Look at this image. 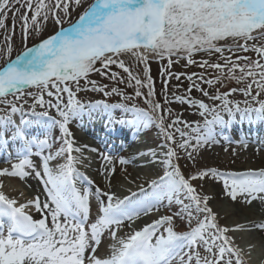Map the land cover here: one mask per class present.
<instances>
[{"label":"snow or ice","instance_id":"snow-or-ice-1","mask_svg":"<svg viewBox=\"0 0 264 264\" xmlns=\"http://www.w3.org/2000/svg\"><path fill=\"white\" fill-rule=\"evenodd\" d=\"M80 6L82 0H0V29L8 27L10 12L13 19L11 32L4 37V47L0 48V54L8 57L0 66V105L3 106L0 107V146L15 148V162L0 168V178L24 181L34 176L43 181L46 189L45 199L36 195L19 202L3 191L5 185L0 179V264H246L243 249L229 233L255 231L262 234L264 243V220L221 226L218 214L209 205L212 197L197 192L192 182L220 181L223 195L232 202L243 198L249 206L256 201L264 206V168L233 172L206 167L185 176L177 161L180 149L193 159V153L200 147L217 143V126L222 135L237 119L264 122V99H259L264 94V0H93L67 28L61 27L32 47L26 46L15 59H10L17 16L21 39L26 45L33 33H42L50 19L56 25H63V18L70 17ZM230 40L236 49L255 52L257 59L236 56L233 60L226 56L224 64L205 60L200 67L214 69L220 75L214 79L193 76L209 86L222 84L227 69L228 79L246 87L210 94L193 82L186 89L189 95L173 93L169 100L165 81L164 103L155 99L148 67L150 57H167L168 65L162 72L179 80L180 74L170 71L172 56L185 58L189 65L195 64L192 59L195 53L233 52L228 44ZM124 56L144 65V79L133 74L121 58ZM241 60L246 63H239ZM113 65L127 74V80L111 70ZM94 72L110 81L135 87L134 95L90 80L89 74ZM31 87L38 89V93L25 91ZM144 88L147 93L142 91ZM193 88L219 104L210 106L192 98ZM81 91L97 92L104 97L120 96L122 102L112 104L102 99L84 103L77 96ZM237 91L250 98L244 100L243 107L229 99ZM136 98H142L147 107L134 103ZM173 102L197 108L203 123H190L179 115L173 118V110L165 107ZM117 109L121 110L119 116L115 114ZM51 110L55 116L50 114ZM85 118L104 122L109 135L117 125L132 127L138 134L153 127L158 130L164 137L160 145L166 149L163 159L151 148L137 153L142 158L151 157L150 163L164 165L162 175L147 181L151 195L135 199L137 193L130 191V195L120 198L115 192L99 187L94 192L78 187L87 179L76 167L87 159L84 149L99 154L96 147L76 146L71 125ZM55 129L61 134L59 144L53 135ZM242 142L247 148L246 140ZM101 155L105 162L103 175L111 189L115 162L128 165L130 161L123 156ZM34 157L40 159V164L35 163ZM137 187L144 193L143 186ZM93 197L97 201V216L90 222ZM164 200L169 207L175 203L179 210L173 215H161L126 236L118 235L125 222L131 228L141 215L159 211ZM33 208L41 214L40 219L30 214ZM201 215L203 219H199ZM194 219L197 223L192 227ZM175 220L186 222L189 229L176 230ZM105 236L113 241L106 257L98 255ZM255 248L256 244L248 245L249 256Z\"/></svg>","mask_w":264,"mask_h":264},{"label":"rangeland","instance_id":"rangeland-1","mask_svg":"<svg viewBox=\"0 0 264 264\" xmlns=\"http://www.w3.org/2000/svg\"><path fill=\"white\" fill-rule=\"evenodd\" d=\"M92 2H93V0H82V6L75 8V10L71 12L70 17H64L63 18L65 20V23L63 25H56L55 22L50 19L48 21V23L44 26L42 33L40 35H36L35 33H33V35H31L29 37L26 45L24 42H22V39H21L20 19H19V16H17L15 19V22H14L15 23V36L13 37V40H12L13 51L11 53L10 59H15L19 54H21L23 52V50L26 46L32 47L40 39L46 38L47 36L54 34L56 31H59L61 27H68L71 22H74L78 19L79 15ZM21 12H23V9L21 10ZM29 15H30V13H29ZM6 24L8 27L0 29V48L4 47V43H5L4 37L7 34H10V32H11V28L13 25V19H12V13L11 12L9 13ZM240 43H243V41H241ZM228 44L233 47V52H229L226 50L223 53V55H221L220 53L209 54L208 52H203V51L199 52V53H195L193 55L192 59L195 60L196 63L191 64V65H189L187 63V60L185 58H178L175 55L172 56L173 63H172L170 71L174 74H180L179 80L175 79L174 76L172 78H169L168 76H166L162 72V69H165L168 65V58L167 57H165L164 59H159L157 57H154L153 59L149 60V62H148V67L150 69L149 74H150V76L154 82L155 99L157 101H159L161 104L164 103L165 81H167V95H168L169 100L172 99L173 93H175L176 95H189L186 92V89H188L189 86L193 82L199 83L201 87L205 88L206 90H209L210 94H216L217 91L221 92V93L226 92L231 88L239 89L242 87H246V84H244V83H238L236 80L228 79L226 76L227 69H225V76L222 77V84H215V85L209 86L207 84H203L201 81H198L196 79V76H199V75H203L205 77V79H209V78L214 79L216 76L220 75V73L214 69L201 68L200 63L202 61H205V60L209 61V63L224 64L225 61H224L223 57H226V56H231L233 60H235L236 56H240V57L247 56L251 60L257 59V54L255 52L243 51L240 49H236L234 42H232L231 40L228 41ZM7 58L8 57H5L2 54H0V66L4 65L5 60ZM121 58L124 59L126 64L132 69L134 75H139L141 79L145 78L144 65L142 63H138L135 60V58H133V57L130 58L129 56H124ZM238 62L241 64L246 63L243 60L238 61ZM96 67H98V68L100 67L99 63L96 65ZM111 70L115 71V72H119L120 76L123 77L125 80H127V74L124 73L117 66H115V65L111 66ZM193 74H196V76H193ZM235 74L238 76L240 74L239 70H237ZM189 76L193 77L192 80L188 79ZM89 79L96 81L98 84H107V85H109V88L118 87L127 95H134L135 90H136L135 87H130V86H128L127 83H116L114 81H110L106 77H102L99 73H95V72L89 74ZM84 84H85V82L83 80H81V85H84ZM177 86H179V87H177ZM74 90H75V88H74ZM25 91H32L34 93H38L39 90L36 89L35 87H31V88L25 89ZM142 91L147 93V88L142 89ZM190 95L194 99L203 100L204 102L208 103L210 106L212 104H219V101H212L209 97H204L202 95V93L200 91L196 90L195 88H193ZM77 96L84 103H88L90 101L94 102L96 100H102V99L106 100L108 103H112V104L122 102V98L120 96L113 95L111 97H104L102 94L97 93V92H93V91H81V92L77 93ZM45 98H47V96ZM65 98H66V95H65ZM9 99H13V97L10 96ZM229 99L239 102L241 107L244 106L243 102L245 99L250 100V98H246L239 91L233 93L229 97ZM259 99H264V94H262L259 97ZM29 102H31V101L29 100ZM133 102L136 103L139 107H142V108L147 107V105L144 103L142 98H136V100ZM133 102H129V103H133ZM0 107H3V106L0 105ZM165 107H169L171 109L175 107V109H174L175 111L173 112V118L176 115H179L183 120H186L190 123H193V122H199L201 124L203 123L204 118L199 115L198 109L195 107H190L188 104H179V103L173 102V103L166 105ZM25 108H27V105L25 106ZM223 115H224L225 119L228 118L226 113H224ZM208 118L211 119V116H209ZM246 122L247 121H245V123ZM95 124H100L98 119H97V122H95ZM71 128H72L74 134L78 135V133H80V131L78 129V123L74 122L72 124ZM216 129L219 133V131H220L219 126H217ZM216 137H218V135H216ZM230 137L234 140L239 139L235 136L234 133L230 134ZM159 141H160V139H159ZM177 141L179 142V135L178 134H177ZM194 142L195 141H193V143ZM259 143L264 145L263 144L264 142H262L260 140H259ZM250 145H249V148L251 149L254 145L253 144L251 146ZM122 146H123V148H122V150H120V152L125 151L126 147H128L125 144H122ZM260 147H261L260 145L256 144L255 150L259 149V152H262L263 150L260 149ZM234 148H235V141H233L231 139L226 140L224 143H221V144H218V143L207 144V145L200 147L196 152L193 153V159H189L187 157L186 153L184 152V150L180 149V150H178V154L180 156V159L177 162L179 163L181 170L183 171L185 176L195 174L201 168H206V167H216V168L220 169L221 171H233V172L245 171L243 169L240 170V168H242L246 164H248V166H249L250 160L252 158H257L258 155L256 152H254V154L250 155L251 156L250 159L241 158L239 156V154L237 153V151H235L236 154L233 155ZM162 149H163V151L166 150L165 148H162ZM225 149H227V151H225ZM189 151H191V149H189ZM120 152H111L110 154L112 156H117ZM12 157L15 158V156H12ZM5 158H6V160H8L7 159L8 157H5ZM1 159H4V158H1ZM13 159H10V160H13ZM34 159H35V161L40 160L39 158H36V157H34ZM6 160H2V161H6ZM5 164L6 163L0 164V167L5 166ZM162 164L163 163H160V162L156 163V164L153 163L152 169L154 170V172H160L161 171V173L163 174L164 166ZM131 167H132V169H136L133 166H131ZM247 169H254V168L249 167ZM254 170H258V169H254ZM192 183L196 186V188L198 187L197 192H199L201 194H204L205 192H211V194L217 193L219 195V197L221 196V199H220L221 201H223L227 204H230L231 208L236 209L238 211H240L239 209L244 210V209H248V208L255 209V211L256 210L260 211L259 209H261V206L257 207L254 205L255 202L251 206L247 205L244 202L243 198H241L238 202H235V203L232 202L229 198H227L223 195V186H222V182H220V181L196 180V181H193ZM139 199H141V198H139ZM211 202L213 203L214 200L211 199L209 201L210 207L212 206V204H210ZM256 203L260 204L259 201H256ZM33 209L30 210V213L34 212ZM263 212H264V209L262 210V213ZM194 215H195V213H194ZM242 215H243V213H242ZM199 219H203V216L201 215L199 217ZM176 223H177V220H175V224ZM196 223H197V220L194 219L192 221L191 226L192 227L196 226ZM218 223L221 226L231 227L233 225V223H231V221L227 220V219H226V221H223V220L218 221ZM176 228H179V227L177 226ZM252 233H257V232H255V231H251V232H249V231H235V232H230L229 234H230V236L234 237L236 245L238 247H240L239 241H242V244H244L246 246H248L249 244H256V242H254L255 238H253ZM201 252L203 254L202 249H201ZM258 254H259V252H258ZM245 262H247V260H245Z\"/></svg>","mask_w":264,"mask_h":264},{"label":"bare ground","instance_id":"bare-ground-1","mask_svg":"<svg viewBox=\"0 0 264 264\" xmlns=\"http://www.w3.org/2000/svg\"><path fill=\"white\" fill-rule=\"evenodd\" d=\"M151 58L152 57H150L149 59ZM174 109L175 107L172 108L173 112L175 111ZM37 110L39 111L40 109ZM50 114L53 116L56 115L54 110H51ZM115 114L119 116L121 114V110L119 109L115 110ZM16 119L17 121L19 120L18 115L16 116ZM98 121L100 122L99 119ZM95 122H97V120L92 121L85 118L82 122L78 123V129L81 132L78 133V135L74 134L76 138L77 147H82L83 145L87 144L89 148L96 147L99 149V154L93 153L88 149H84V155L87 157V159L83 162V164H77L76 167L84 176L87 177V179L80 182L78 187L88 188L93 192L97 187L103 190H115L118 187H121L120 189H117L120 190L119 191L120 194H116L120 198H123V196L125 195H130V191L133 192L135 190L137 193L135 199L143 198L145 195H151L152 189L150 185L147 183V181L151 179H156L158 176L162 175V173L161 171L154 172V170L152 169L153 163L149 162L152 159L151 157L142 158L138 156L137 153L141 151H147L148 149L151 148L157 151L160 160L163 159L162 156L163 149L160 147V145L163 144V141H159L157 138L158 130L155 127H153L151 128V130H145L144 133L138 134L136 130L132 127L117 125L116 130L113 131L111 135H109V131L106 132L105 129L103 128L100 129L97 126V124H95ZM105 128L108 129L107 126H105ZM263 130H264V122L254 121L252 123H249L247 121L245 123V121L240 122L237 119L236 121L233 122L231 127L225 128L223 130L222 135L220 134V131L218 133L216 129L218 135L216 139L218 141L217 142L218 144L224 143L226 140H230V139L235 141L230 137V134L234 133L235 136L239 138L241 141L246 140L248 144L254 145L250 150L246 151L247 154L248 153L254 154L256 144L259 143V138L261 136L264 138ZM53 135L57 139V143L59 144V137L61 135L59 130L55 129L53 131ZM122 144H126L128 145V147H126L125 151L120 152V150H122L123 148ZM111 152H120V153L117 156H112L110 154ZM101 154L111 155L114 158L123 156L124 158L130 161L128 165H120L118 161L115 162L116 172L111 180V185H112L111 189H109L108 180L106 179L105 175H103L105 162L103 161ZM13 155H15L14 147L6 148L0 146V164L6 163L5 166H2L0 168L10 167L11 162H15V158L13 159L12 157ZM74 155L76 154L74 153ZM5 157H8L7 158L8 160H6ZM2 160H6V161H2ZM35 163L40 164V160L35 161ZM131 166H133L136 169H132ZM249 167H252L254 169L264 168V158H258V157L252 158V160L250 161V165L248 166V164H246L245 166L240 168V170L242 169L246 170ZM202 169L204 168H201L200 170ZM0 179H3L5 185L3 191L9 196L15 197L19 202H25L27 199H31L36 195H40L41 199L46 198L45 196L46 189L44 187L43 181L34 176L28 177L24 181H21L19 178H9V177H2ZM138 185L144 187V193L139 192L137 187ZM196 189H198V187ZM20 192L24 193L23 196H25V198L19 195ZM204 194L211 196L212 199L214 200V202L213 203L211 202L210 204H212L211 207L213 211L218 214V221H222V220L226 221L227 219L230 220L231 223H233L234 225L237 223H245L250 220H256V221L264 220V212L262 213L264 206L260 205L259 203L255 202L254 205L257 207L261 206V209H259L260 211L258 210L255 211V209L252 208H248L244 210L239 209L240 211H238L236 209L231 208L230 204L221 201L220 200L221 196L219 197L217 193L211 194V192H205ZM27 195L31 197L28 198ZM91 201H96L95 197H93ZM187 202L188 201H185V203ZM91 204H92V210H91L90 222H94L97 216V201ZM164 204H165V208L167 209L166 211L167 215H173L176 211L179 210V206L176 205L175 203H173L171 207H169L168 201L164 200ZM242 213L244 216L242 215ZM30 214L33 215L34 219L41 218V214L36 212L35 210L33 213ZM140 224L141 222L136 223V225H140ZM175 226L179 227L176 228V230L178 231H186L189 229L188 227L189 225L186 222H181L180 220H177ZM138 229L140 228L139 227L134 228L133 230H138ZM131 231L132 230H127L123 226L121 230L118 232V235L126 236ZM252 234L253 236L257 237V239H255L254 241L257 240L261 241V235H262L261 233H252ZM154 242H155V238H153V243ZM112 243L113 241H111L107 236H105L98 250V255L100 254V252H102L101 254L102 256L104 257L108 256L110 254L109 251H111L109 246ZM254 250L257 251L258 247ZM246 252L248 253V250ZM262 260L263 258H258L251 264H263L262 262H260ZM246 264H250V263H246Z\"/></svg>","mask_w":264,"mask_h":264}]
</instances>
